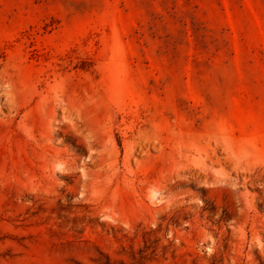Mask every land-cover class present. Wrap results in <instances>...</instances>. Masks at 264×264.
<instances>
[{
	"label": "rangeland",
	"instance_id": "rangeland-1",
	"mask_svg": "<svg viewBox=\"0 0 264 264\" xmlns=\"http://www.w3.org/2000/svg\"><path fill=\"white\" fill-rule=\"evenodd\" d=\"M0 264H264V0H0Z\"/></svg>",
	"mask_w": 264,
	"mask_h": 264
}]
</instances>
